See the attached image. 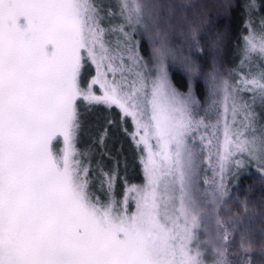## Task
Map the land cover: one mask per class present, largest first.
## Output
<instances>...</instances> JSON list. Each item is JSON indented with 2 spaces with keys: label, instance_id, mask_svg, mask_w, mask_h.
I'll list each match as a JSON object with an SVG mask.
<instances>
[{
  "label": "snow or ice",
  "instance_id": "obj_1",
  "mask_svg": "<svg viewBox=\"0 0 264 264\" xmlns=\"http://www.w3.org/2000/svg\"><path fill=\"white\" fill-rule=\"evenodd\" d=\"M236 3L245 18L241 63L256 56L264 68V16L259 33L253 20L264 0ZM207 7L196 0H0V264H252L229 259V249L237 236L233 256L264 242V198L259 207L238 198L229 205L223 176L201 188L200 174L205 152L210 166L217 157L221 174L229 163L240 166L237 153L264 157V123L254 107L258 95L264 113V70L235 85L224 78L226 33L211 30ZM129 28L147 38V56L141 42L129 44ZM111 33L122 37L115 48ZM85 62L95 75L82 86ZM176 72L185 91L173 82ZM241 92L254 93L251 102ZM78 100L132 121L143 183L129 186L123 201L113 198L115 169L101 170L103 201L90 191L86 154L76 148Z\"/></svg>",
  "mask_w": 264,
  "mask_h": 264
},
{
  "label": "trees",
  "instance_id": "obj_2",
  "mask_svg": "<svg viewBox=\"0 0 264 264\" xmlns=\"http://www.w3.org/2000/svg\"><path fill=\"white\" fill-rule=\"evenodd\" d=\"M196 2L208 5L205 11L208 15L211 30L213 32L223 31L226 33L225 43L219 57L221 71L227 74H223L224 78L227 76L226 79H229V82L235 85L236 80L241 76L251 78L255 74L258 75L261 70H264L261 66V61L256 56L245 60L243 64L241 63L243 58L241 49L244 43L242 37L246 35L245 18L236 0H196ZM230 3L236 6L229 8L228 5ZM261 16H264V13H260L259 11L253 16V20L257 22L255 30L260 29L258 23ZM137 40L143 45L141 49L142 55L147 56V38L143 36L142 31H140ZM173 82L178 90H186L184 88V79L178 72L173 74ZM248 93L241 92L240 95L244 96L248 95ZM77 109L80 122L78 139L76 138L77 145L78 142L83 144V149L88 150L94 158L92 163H90L89 177H92L97 182L100 176L98 175L99 171L102 170L105 173L111 172L113 166L110 165L111 161L109 160L112 158L113 162L115 161L118 165L114 186V191L117 194L123 190L125 191L128 184H140L143 181V175L139 161V150L135 146L132 148L129 143L130 137L128 133H131L130 121L121 122L119 111L114 107L109 109L104 107V105L98 104L84 105L82 104V100H78ZM259 109L261 110V108ZM110 120L113 121L111 125L108 123ZM261 123H263L262 119ZM105 128H107L108 134L104 144L101 145L99 137ZM256 134L259 135V132ZM258 158L260 159L259 156ZM202 159L203 170L200 174V186L204 188L208 187V185H204L203 180L208 179L211 181L212 179L210 177V167L208 166L207 157L204 156ZM235 159L241 161L240 166L238 167L235 164L234 169L231 168L232 170L223 181L224 187L229 194L225 198L226 202L230 205L237 198L240 201L247 199L250 206L259 207L261 199L264 198V166L253 163L248 156L236 157ZM122 178H125L124 182ZM127 206L129 209L132 208L131 203H128ZM232 210L234 212L239 211L238 208H233ZM256 230L258 231L259 229ZM201 236L203 235L201 234ZM235 239L236 247L229 249V259H250L252 264H264V255L260 254L261 243L264 242L257 240L251 253H240L238 256H233L232 253L237 252L239 247V237L237 236Z\"/></svg>",
  "mask_w": 264,
  "mask_h": 264
},
{
  "label": "rangeland",
  "instance_id": "obj_3",
  "mask_svg": "<svg viewBox=\"0 0 264 264\" xmlns=\"http://www.w3.org/2000/svg\"><path fill=\"white\" fill-rule=\"evenodd\" d=\"M105 2H114V0H105ZM118 22V20L114 21V23ZM127 31H129L131 33V37H130V41H129V44H133V43H136L138 42V37H139V33L141 30H139V28L136 30V31H133L131 28L129 29H126ZM257 33L260 32V29H257L256 30ZM106 39L108 41H110L111 43V46L113 48H115L116 46V42L117 40H120L122 39V37L120 36V34L118 33H111L109 34L108 36H106ZM257 40H259V36L257 37ZM129 64V61L127 59V54L125 53V66L127 68V65ZM223 74L227 75L226 72L222 71ZM95 75V67L93 65H91L90 63L88 62H85L84 64V68L82 69V73H81V83H82V86L87 82L89 81L93 76ZM120 75L121 73L120 72H117V79L120 78ZM124 76H126L128 78V80H132L134 78L133 74L132 73H129L127 70H125V72L123 73ZM255 76H258L257 74H255ZM227 78V76H226ZM225 78V79H226ZM234 85V84H233ZM94 91L97 95L101 94V90L99 89V86L97 85L95 88H94ZM254 95V93H248V95H244L242 96L244 99L246 100H249V102H251V97ZM259 96L257 95V102L256 104L254 105L255 107V110L257 111L258 113V116L260 117V120L262 119L263 120V123H264V113H262V110H260V101H259ZM259 102V103H258ZM82 104H86L84 101H82ZM258 104V105H257ZM86 105H89V104H86ZM106 107V106H104ZM201 115H203V112L200 113ZM212 121L214 122L215 121V116L213 115L211 117ZM130 121V127H131V132L133 131V125H132V121ZM259 132V128H257ZM78 132H77V136L76 138L78 139ZM221 139H222V136H221ZM129 143H130V146L133 148L134 146V143L133 141L129 138ZM215 143V142H214ZM53 145H54V151L58 152L59 149L63 146L62 145V138L61 137H58L57 140H55L53 142ZM76 148L78 150V152L80 153H85L86 154V158H84V162L85 164L89 167L90 169V163H92L93 161V156L92 154H90V152L88 150H85L83 149L84 148V145L83 144H80L78 142V145H77V142H76ZM213 152H215V149H213ZM204 156L207 157V152L204 153ZM241 156H248L250 157L247 153H237L232 159L233 161H235L236 157H241ZM259 155H256V156H251L250 159L251 161H253V163L257 164V165H260V166H264V157H260V159L258 158ZM109 161H111V163L113 162V159L111 158ZM139 161H140V152H139ZM94 162H96V160H94ZM110 163L111 166H113V169H117V164L116 162L114 161L112 164ZM122 164H125V163H122ZM207 165V163H206ZM140 166H141V171H142V165H141V162H140ZM208 166L210 167V177L211 179L215 180L217 183H219L221 181V175L223 176V181L225 180L226 176L228 175V173L232 170L231 168H233L235 166V163H229L226 168H225V171L221 174L220 171H219V166H218V163H217V157L215 155L212 156V160H211V166L209 164V161H208ZM234 169V168H233ZM93 174V173H92ZM91 174V175H92ZM98 175H100L97 179V182L92 178V177H89L90 178V191L92 190V193L99 197L102 201L105 199V194H104V191L101 189V186H100V181L102 179V175H101V171H99ZM143 175V173H142ZM92 178V179H91ZM143 180V179H142ZM122 181L124 182L125 181V178H122ZM143 183V181L138 184V185H141ZM129 186H132V185H129L127 186V188ZM126 188V189H127ZM115 189V188H114ZM125 189V188H124ZM125 195H126V190L120 192L119 194H117L116 191L113 192V198L120 202V201H123V199L125 198ZM128 203H131L132 204V208L129 209L128 206V211L129 212H134L135 211V202L134 200L132 199V194L128 193ZM200 239H204V236H201L200 235Z\"/></svg>",
  "mask_w": 264,
  "mask_h": 264
}]
</instances>
